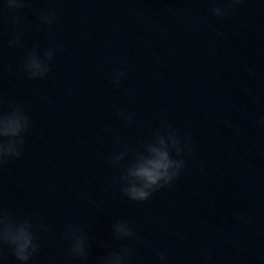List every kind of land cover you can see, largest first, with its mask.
<instances>
[{
  "label": "water",
  "instance_id": "95a60500",
  "mask_svg": "<svg viewBox=\"0 0 264 264\" xmlns=\"http://www.w3.org/2000/svg\"><path fill=\"white\" fill-rule=\"evenodd\" d=\"M7 5L0 119L26 127L0 137V220L28 225L24 264H264V0ZM152 148L181 167L132 200Z\"/></svg>",
  "mask_w": 264,
  "mask_h": 264
},
{
  "label": "clouds",
  "instance_id": "9594fccd",
  "mask_svg": "<svg viewBox=\"0 0 264 264\" xmlns=\"http://www.w3.org/2000/svg\"><path fill=\"white\" fill-rule=\"evenodd\" d=\"M234 3H239V0H234ZM8 7H16L17 0H8ZM30 70L33 75L40 69V65L35 60L29 61ZM26 127V121L22 116L13 115L5 116L0 119V137L17 136ZM163 147V141L160 142ZM153 158L144 163L136 165L130 175L140 182V186H132L126 190V194L132 200L143 201L150 195L151 191L163 187L173 180L177 171L181 167L179 161L169 159L167 151L161 148L150 149ZM19 156V152L11 142L0 144V158L9 156ZM0 241L11 246L15 258L24 264L30 258L31 252L36 250V245L33 242L31 233L28 230L27 224L12 227L5 220H0ZM116 235H127L128 228L126 225H118L115 229ZM73 251L82 253L83 241L76 239L72 245ZM110 264H120V257L115 256Z\"/></svg>",
  "mask_w": 264,
  "mask_h": 264
}]
</instances>
